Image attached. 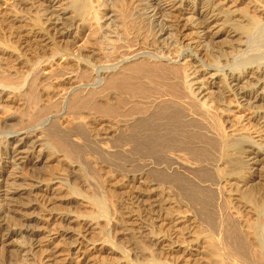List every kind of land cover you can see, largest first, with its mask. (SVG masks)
<instances>
[{
	"label": "bare ground",
	"instance_id": "1",
	"mask_svg": "<svg viewBox=\"0 0 264 264\" xmlns=\"http://www.w3.org/2000/svg\"><path fill=\"white\" fill-rule=\"evenodd\" d=\"M9 1L2 16L18 24L16 28L22 32L18 35L13 27L5 32L18 38L35 39L37 50L34 49L36 52H32L30 58H25L28 47L16 49L0 43L1 112L14 104V110L0 123V264H106L108 256L119 252L144 259L145 255L152 256L142 240L145 237L153 247L157 246L154 247L157 255L163 257L173 248V252L179 254L174 257L180 258V262L264 264V178L256 181L250 176L253 173L250 166L264 161V143L256 139L257 135L253 140L254 131L251 133L247 127L256 124L264 131V0H187L191 2L189 13L183 6L186 0H131L135 12H152L154 18L144 15L132 20L129 18L132 14L125 11L126 6L124 10L121 7L116 13L117 38L110 43L105 41L109 35L102 31L106 26L102 22L115 19L116 11L112 12L104 3L101 5V0H38L39 6L32 0H0V3ZM21 4L24 10L18 14L14 6ZM102 11L107 13L102 15ZM37 14L44 15V27L34 21ZM81 32L86 39L81 37ZM141 32H146L147 39L138 36ZM179 36L190 37L193 43L179 47L183 43L178 42ZM206 52L215 58L209 64L203 63L201 58ZM190 61L193 70L188 76L192 77L187 79L182 70ZM138 93L149 94L150 101H138ZM177 106L187 113L188 120L212 128L209 127V132L216 147L213 156L204 157L202 162L213 172L214 179L207 185L198 182L195 185L205 193L217 194L221 207L215 221L211 217L209 220L201 218L200 209L194 208L195 203L191 204H194L192 208L189 202L184 203L185 209L188 207L190 211L177 213L173 203L156 193L160 186L157 183L150 185L151 193L147 189H135L124 196L111 218L105 220L107 211L102 212V218L99 209L106 207L109 197L101 193L100 198L96 195L91 202V194L86 200L82 197L84 193L77 194L75 188L65 185L60 177L44 174L46 177L36 178L23 173L39 163H44L45 169L62 164L80 171L78 165L71 164L69 144L67 146L61 137L85 127V118L81 116L84 109L97 115L96 122L100 121L105 127L101 136L96 137L98 149L104 156L116 157L130 150L124 144L127 135L123 136L122 126H133L136 117L128 121L126 117L124 122L125 116L145 110L154 117ZM228 111L239 113L244 124L237 129L235 124H229L225 131L221 124L229 119ZM43 113L47 115L46 124L44 121L36 123L35 116ZM151 116L149 118L153 119ZM154 119L157 123L158 118ZM50 123L58 127L62 136L48 133ZM113 124L118 126L112 127ZM7 127L11 131L8 129L10 132L5 133ZM156 132L160 138L158 131L151 136L155 137ZM180 152L169 155L164 166L137 163L136 167L151 172L179 171L183 179L190 182L201 162L195 164ZM134 167L130 165L122 170L125 174H136ZM260 168L264 177V165ZM131 177L136 182L140 180L138 175ZM186 181L184 185H188ZM166 189L168 191L170 186ZM188 193H183L186 199ZM233 202L243 208V215ZM57 206H65L69 212H56ZM87 209L96 212L93 217L78 213L86 215ZM136 210L141 213L137 214ZM146 216L156 217L165 228L174 225L172 230L176 234L191 241L174 242L170 248L169 238L157 235L156 231L155 234L144 221V217L149 218ZM106 226L112 237L118 236L127 242L125 251L118 246L111 247L110 243L108 246L99 238L94 240ZM18 240H23L24 245L20 246ZM241 244L251 261L244 262L239 256L236 248ZM68 253L74 257H68ZM155 259L151 264H166L159 263L158 259L154 262ZM125 260L124 264H128Z\"/></svg>",
	"mask_w": 264,
	"mask_h": 264
},
{
	"label": "rangeland",
	"instance_id": "2",
	"mask_svg": "<svg viewBox=\"0 0 264 264\" xmlns=\"http://www.w3.org/2000/svg\"><path fill=\"white\" fill-rule=\"evenodd\" d=\"M32 1L36 2L35 3L36 6H39V5H37V4H39V3H37L38 0H32ZM104 1L101 0V2H102L101 5L104 3L105 5L108 6V8H110V10L112 12L116 11L115 13H113V14H115V19L114 18H112L110 20L106 19V20H104L102 22V24H106V26H104L102 28V31L108 32V35H109L108 38H106L107 40H105L106 43L107 42L110 43V42H112V40L114 41L117 38V37L115 38V35H117V34H115L114 29L117 28L116 25L119 24L118 23V16H116V15L120 11L121 7H122L121 10H124L126 8L125 11L129 12V14H132L131 16H129V18L131 17L130 19H132V20H137V19L139 20L141 16L144 18V15H146V16L149 15L148 17H152L153 16L152 12H145L146 14L143 13V12H141V13L135 12V9L132 8L133 5H132V2H130L131 0H104ZM109 3H110V5H109ZM190 3L191 2H188V1L183 3L184 8H187L189 10V11L187 10L188 11L187 13L191 12V10H190L191 4ZM9 4H10V1L8 3L7 2L6 3H0V28H1L0 29V43L2 42L5 45L11 46L13 48L15 47L16 49H19L21 47L22 48L23 47H28L29 51L26 53L28 56L25 55V58L26 57L30 58V56H31L30 54H34L32 52H36L35 50H37L36 49L37 45L35 44L36 40L33 39V38H27V37H26V39L25 38L23 39L22 37L18 38V37H15L16 35H14V34L10 35V34H8L7 31L5 32V30H7L8 27L16 28L18 26V24L14 23L10 19L6 18V16L3 17L4 15L2 13V10L7 8V6ZM13 4H15V3H13ZM116 4H117V6H116ZM41 7H42V5H41ZM123 7H125V8L123 9ZM240 7L243 8L244 6L241 5ZM22 8H23L22 4L14 6V10L18 14L23 12L24 9H22ZM244 9H245V7H244ZM104 11H102L103 12L102 15L107 13V11L106 12H104ZM130 12H132V13H130ZM42 14L41 15L39 14V16L37 14L35 16V18H34V21L36 20L35 21L36 24L40 23L39 25L44 27L45 26V20H44V15H42ZM73 15L76 16V14H73ZM75 16H74V18H75ZM36 17H37V19H36ZM78 17L79 16H76V18H78ZM1 18H2V20L4 18V21H1ZM71 18L73 19V17H71ZM152 18H154V17H152ZM6 20H7L8 23L6 22ZM8 20L11 21V24H9L10 22ZM37 20H38V23H37ZM23 24L21 23V25H23ZM154 26H156V24H154L153 27ZM13 32H17V33L19 32L18 33V35H19L22 31H21L20 28H16V29L13 30ZM141 33H142V36H141ZM141 33H139L138 36L141 37L142 39H143V37H144V39H147L148 35L146 34V32H144L145 34H143V32H141ZM81 34L83 35V36L81 35V37L83 39H86L85 36H84L85 34H83L82 32H81ZM182 38L180 36L178 38V42H181V41L183 42V43L181 42L182 45H179V47H183V45H186V43H187L186 46L188 47V46H190L193 43L192 42L193 40H191L190 37H186V38H183V39ZM108 39H109V41H108ZM187 41H189V42H187ZM54 42H55V40H54ZM22 43H24V46L22 45ZM189 43H191V44H189ZM57 45H59V44H57ZM63 45H69V44L64 43ZM173 45L174 44L172 43V46ZM107 48H109V46ZM184 48H186V47H184ZM104 51H108V50L105 49ZM19 52H21V51H19ZM207 53L208 52H206V54L204 53V55L202 54V56H201V58L203 60V63H205V64H209L210 62H213L212 60H215L213 54L209 55ZM191 64H192V62L190 61V62H186V64H184V66H183V70L184 69L185 70L184 71L182 70V74L184 73L183 76L186 75L187 79L189 77H192V75L188 76V74L193 70ZM184 78H186V77H184ZM213 82H214V80H213ZM213 90H215V89H213ZM142 96H143V98H142ZM213 96L216 97V95H213ZM150 98H151V96L149 94L147 95V94H143V93H138L136 99L138 101L140 100L141 102H146ZM9 106L10 107L12 106V107L10 109H7L6 111L1 112V110H0V123L6 117V115L8 113H10V112H12L14 110V108H13L14 104L13 105L10 104ZM178 107L179 106H177V108L176 107L175 108L169 107L168 109L163 110L160 113V115L154 116L155 118H158L157 123H156V119H154L153 115L150 113L152 115L151 116L149 114V112H147L145 110L132 112L131 114H128L127 116H125L123 118L124 122L126 121L125 119H127V118H128L127 119V121H128V120H131L132 117H134V118L136 117L135 118L136 121L133 122V126H130L129 128H127L126 126H122L123 129L121 128L122 129V134H123V131H124L123 136L126 137V135H127L126 142L124 144H127V146L130 147V150L127 152V154H123V155L120 154V156H116V157H115V155H112V156H109V157L104 156V154L98 149V147H97V139L98 138H96V137L97 136L98 137L101 136L100 134L103 133V131L105 130V127L103 126V124L100 121L97 120V122H96L95 118L97 117V115H95L94 113L88 112V110H86V109L82 110L81 116L83 117V119L85 118L84 119L85 127L84 128H79V130L78 129L73 130L72 134L69 135V136H62L59 133L58 127L56 125H55L56 126L55 127L52 123H50V124H48L49 126H47L48 129H49L48 133H50L51 135H57V133H58V135L62 136L61 138H63V142L65 140L64 143L67 144V146L69 144L68 147L71 150L70 162H72L71 164L78 165V167H80V171L78 172V171H76L77 169L66 168V166H64L62 164L61 165L57 164L56 166L54 165V166H51L50 168H46L45 169L44 168V166H45L44 163L43 164L39 163V164H37L35 166L34 169L32 168L34 166H31V167L29 166V168L26 169V171L23 172V173L25 175H32L33 177H36V178H39L38 176H42V178H43V176L46 177V175H44V174H47L48 175L47 177H52V176L60 177L65 185L70 186L71 188H75L74 191H76L77 194H80L81 192H82L81 194L84 193L82 195V197H84L86 200L89 199L88 196L91 194L90 195V199H89V201L91 200V202L94 199H96V195H97V198H100L101 193L103 194V196L105 195L107 198L109 197L108 199L110 200V202L107 203V201L106 202L104 201L105 204H107V205H105L106 207L103 208V209L102 208L99 209V210H101L99 215H101L102 218L104 216L102 212L107 211V212H104L106 214L104 216L105 220H106V218H107V220H109L111 218V214L114 212L113 210H115L122 203V199L124 198V196L130 195L131 192L133 193L136 190L137 191H139V190L142 191V189H143V191H147L148 190L147 192L151 193L153 191H149V190H151V186L150 185L157 183V185L159 184L160 186H158L159 188H157L158 190H156L157 191L156 193L160 197L167 198L169 202L173 203V206H175L174 209L175 210L177 209L176 210L177 213H184L186 211L188 212V210L190 211V209L188 207H186V209H185V205H183L184 203L189 202L187 204H189V206H191V208L195 206L194 207L195 210H197V209L201 210V211L200 210L198 211L199 212L198 215L200 216V214H201V216H200L201 218H204L205 220H209L210 217H211V220L215 221L216 218H217V215H218L217 211H219V208L221 207V204H220L221 202L219 201V199H217L218 196H216L217 194H215V193L213 194V193H210V192L205 193L203 189L198 188L195 184L198 182L201 185H207V184H210L209 182H213V179H214L213 172H211L208 169V167L205 166V163H203L202 161L205 160V159L210 158L211 156H213L214 148L216 147V145H215L216 141L214 140V138L212 137V135L209 132V127L210 126L209 127L207 125L205 126L204 124H202V123H200L198 121H190V120H188V117L186 115L187 113L184 112L183 109H181L180 107L178 108ZM144 111H145V113H144ZM144 114H145V116H144ZM91 115L93 116V118L91 117ZM239 115L240 114L237 113V112H229L228 111V114L226 112V116L230 120L228 119L227 122H222L221 126L222 127L224 126V130L227 129L228 126H230L229 124H231L232 126H234L233 124H235V127H234L235 129H237L238 127L242 126V124H244V123H242V119L238 117ZM149 116L153 117V119L149 118ZM44 118L45 119L47 118L46 113H43L42 115H39L37 117L35 116V119H36L35 122L36 123H40V122L42 123L44 121V123H45V119ZM149 119H151V121ZM152 120H155V122L153 121L154 122L153 123ZM98 122H100V123H98ZM86 123H87V125H86ZM225 124H226V126H225ZM113 125H111V126L112 127H117L118 126V125H115V124H113ZM257 126L258 125L253 124V125H249L247 127H248V130L250 128V132L254 131L253 133L251 132L253 140H254L253 137H255L257 135L256 139H262V141L264 143V135H263L264 131H262V129H260L259 127L257 128ZM99 127L101 128V130H100ZM124 128H125V130H124ZM6 129H7L6 131L4 130L5 133H8V132L11 131V129L8 128V127ZM149 129H151V130H149ZM168 129H169V131H168ZM57 130H58V132H57ZM154 131H158V133L160 135H162V136H160V138H158L159 135L156 132L154 134V136L156 135L155 137H157V135H158V137L155 139V137L151 136V134ZM225 131H227V130H225ZM144 132H145V135L148 133V135H147L148 138L144 135ZM160 132H162V133H160ZM253 134H254V136H253ZM129 136H130V138H129ZM149 136H151V137L149 138ZM164 136H167V137H164ZM71 137H72V139L75 140V142L71 139ZM144 137H145L146 140L144 139ZM127 138H128V140H127ZM129 141H130V143H129ZM46 142H47L48 145L51 144L47 140H46ZM95 144H96V146H95ZM168 149H171V150L169 151ZM72 150H73V152H72ZM172 150H174V151H172ZM171 151H172V153H171ZM174 152L175 153L180 152L182 154L183 153L186 154L187 158H189V161H191V162L194 161L193 163H195V164H198V163L201 162L199 164V165H201L200 169L197 170V172L194 171V174L192 175L191 181H193V182L190 181L191 182L190 183V182L186 181L185 179H183V177H182L183 175L181 173H179V171L178 172H176V171L172 172V171L169 170V172L168 171H166V172L164 171L163 172L161 170L160 172H151V171H147L145 168L142 169V170H138L139 167H136V165H138V164L139 165H142V164L150 165V166H154V167H156V166H164L165 162L168 161L167 157L169 155H173ZM204 157H206V158L203 159ZM259 158L261 159L262 156H259ZM130 165L135 166L134 170H135L136 174H133V173L130 174V175L129 174H125V171L122 170L124 168H128V166H130ZM166 165H167V167H169L168 164H166ZM202 165H204V166L202 167ZM262 165H264V161H261L259 165L258 164H253V165L250 166L252 168L251 170L253 171V173L251 172L250 176L253 177V179H255L256 181L258 179L263 180L262 178H264L263 177V170H262L263 168L262 169L260 168ZM116 172H117V174H116ZM12 173H14V175H17V173L15 171H13ZM133 175H138L137 179L138 180L140 179L139 180L140 182L139 181L136 182L134 180H131L132 179L131 176H133ZM260 175H262V176L260 177ZM80 176H81V178H80ZM193 176H195V177H193ZM85 177L87 178V180L85 179ZM83 178L86 181V183L83 182L84 181V180H82ZM185 181L188 183V185H184ZM87 182H88V184H87ZM140 183H142V184H140ZM189 184H190L191 187H189ZM88 185H89V187H88ZM157 185L155 187H157ZM169 186H170V189H168V191H167L166 188H169ZM186 186H188L189 189L187 187V190H184V188ZM196 188H198V189L196 190ZM76 189L78 190V192H77ZM162 189L165 190V191H163ZM71 190H73V189H71ZM92 190H93V193H91ZM89 191H90V193H89ZM184 191L187 192V193L189 192L188 195L190 197L188 196L187 199H186V195L183 194ZM201 191L203 193H200ZM121 192L122 193L124 192V193L122 194ZM204 193L206 195H204ZM111 196H113V197H111ZM207 196H208V198H207ZM210 196H211V199H209ZM213 197H214V199H213ZM92 198H93V200H92ZM103 199H105V197ZM113 201H114V203H113ZM217 201H219V203H217ZM192 203H195V205L194 204H193L194 206L191 205ZM233 203H235V202H233ZM180 204L183 205V206L181 207ZM215 204L218 205V206H216ZM236 204L237 203L233 204V206L237 210H239V212H242L243 208L241 207V209H240L239 205H238L239 203L237 205ZM134 205L135 204L133 203V206ZM108 209H109V211H108ZM55 211L56 212H62L64 214V213H68L69 209L67 210V208L65 206L64 207L63 206L62 207L61 206H57V208L55 207ZM91 211L92 210H90V209L85 210V214L86 215H84V212L83 213L78 212V213L83 215V216H87L88 215V217H93L94 213H96V212H94V210H93L92 211L93 213H91ZM136 211H137L136 212L137 214L141 213V212H139V210H136ZM70 212H74V209H70ZM87 212L91 216H89V214H87ZM211 213L216 214L215 217ZM74 214H76V212H74ZM208 214H209V216H208ZM243 214L244 213L242 212V215ZM95 215L97 216L98 213L95 214ZM101 216H99V217H101ZM146 217H149V218H145L144 217V221L147 222L148 225H150L149 226L150 229H152V231H154L155 234L157 232V235L160 233L159 235H163V236H166V237L169 238V240H168V238H166V239L168 240V244L171 246L170 248H172V244L173 245L175 244L174 242H176V243L182 242L183 243V242H186V241H189V240L191 241V238H189V240H188L185 235L184 236H185L186 240H184L185 238L183 237V235H180L179 233L176 234L174 232V230H172V227H174V225L171 228L167 227V226L165 228L164 223H161V221L157 222L158 219L156 217H154V216H151L152 218L150 216H146ZM153 217L155 219H153ZM140 218H143L142 215L140 216ZM102 231H103V233H102ZM180 232H182V231H180ZM100 233H101V235L99 234V235L93 237L94 240H98V238H99L100 241H102V242L105 241V244L108 245L110 243L111 247L118 246V247H121L123 250L127 246L126 245L127 242H125V240H123V241L120 240V238L118 236H115V238H114V236L112 237L108 226L104 227L100 231ZM174 233H175V235H172ZM229 233H231V232H229ZM164 234H166V235H164ZM145 238H142V240H144L143 242H144L145 245L147 244L146 246L150 250L149 253L150 254L152 253V256L149 255L150 256L149 257L148 255H145L144 259H143V256L142 257H137L136 259H134L135 256L133 254L130 255L131 253L124 252L123 255H122L121 254L122 252H119V254H114V255L108 256L105 259L104 262L106 264H124V260H125L124 257H126V259H128V261L126 262V260H125V263H128V264H140L142 262H143L142 264H144L145 262H146L145 264H149V263L151 264L153 262V258H156L154 260V262H158L157 261V259H158L159 263L166 262V264H198L197 262H190V261H182V262H180V258L179 259L177 258V260H176L175 257H177V256L174 257V255H179V254L178 253L177 254L174 253L173 251L175 249L172 250L173 248L169 251V254L165 255L166 257L165 256L161 257V254L157 255L158 252L156 253V250L154 248V247H157V246L153 247L152 244H150V240H147L149 238L148 237H145ZM118 241H119V243H118ZM165 242L167 244V241H165ZM229 242H231V240H229ZM17 243L20 246L24 245V241L23 240H18ZM56 243H58V242H56ZM60 243H61V241H60ZM244 249L245 248L243 247L242 244L238 245V247L236 248L237 252L239 253V256H242V260L244 262H249V261H251L250 260V256H249L247 250H244ZM62 250H63V248H62ZM153 254H154V256H153ZM67 256L68 257H70V256L74 257V255H71L69 253H68ZM168 256L170 257V259L168 258ZM151 259H152V261H151ZM140 260H141V262H138ZM144 260H145V262H144ZM147 260H148L149 263H147ZM71 261L74 262L73 260H71Z\"/></svg>",
	"mask_w": 264,
	"mask_h": 264
}]
</instances>
